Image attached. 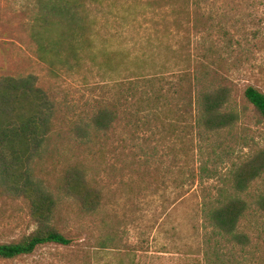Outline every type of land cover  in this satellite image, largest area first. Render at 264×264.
Segmentation results:
<instances>
[{"label":"rangeland","instance_id":"1","mask_svg":"<svg viewBox=\"0 0 264 264\" xmlns=\"http://www.w3.org/2000/svg\"><path fill=\"white\" fill-rule=\"evenodd\" d=\"M72 1L82 25L37 30V0H0V77L31 76L53 103L31 172L53 193L52 227L69 240L0 264H264V212L241 221L240 243L213 233L201 207L264 154V118L243 95L249 85L264 93V0H202L198 29L187 0ZM193 73L203 88L226 86L235 115L199 151ZM103 107L116 112L105 133L88 127ZM199 156L212 172L202 181ZM77 173L95 209L72 187ZM260 194L264 172L243 195L253 204ZM30 203L0 187V243L36 231Z\"/></svg>","mask_w":264,"mask_h":264},{"label":"trees","instance_id":"2","mask_svg":"<svg viewBox=\"0 0 264 264\" xmlns=\"http://www.w3.org/2000/svg\"><path fill=\"white\" fill-rule=\"evenodd\" d=\"M202 0H187L190 22L198 29V12ZM37 30L58 25L80 26L83 16L78 5L72 0H37ZM36 39L40 40L39 32ZM55 43H48L49 48ZM42 45V44H41ZM148 86H155L154 80ZM193 90L190 98L192 128L195 149L201 150L199 143L209 139L232 125L234 113L229 105V91L226 86L216 85L203 88L201 80L192 75ZM245 99L264 118V93L249 85L245 88ZM53 103L47 94L35 85L31 76L0 77V187L16 196L26 195L31 199L32 215L37 229L19 242L0 243V258L8 259L29 254L41 244H67L69 240L52 227L56 201L53 193L33 177L31 164L45 147L52 128ZM116 119V112L103 107L90 118L88 127L100 132L109 131ZM86 132V128H85ZM48 136V137H47ZM200 161L194 169L193 177L203 180L212 176L207 161ZM264 172V154L257 155L252 161L242 164L230 179V189H219L216 196L204 197L202 214L205 225L213 233L233 241L242 242L246 234L240 230L241 221L255 211L264 212V194L255 196L251 204L243 194L248 185ZM72 187L81 189V198L90 209L97 206L98 196L93 189L86 187L81 173L75 174ZM71 183V181H70ZM69 183V184H70ZM71 185V184H70ZM249 194V193H248ZM255 209L253 210V206Z\"/></svg>","mask_w":264,"mask_h":264}]
</instances>
